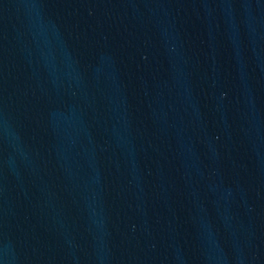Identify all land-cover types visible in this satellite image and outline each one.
Masks as SVG:
<instances>
[{
  "label": "water",
  "instance_id": "water-1",
  "mask_svg": "<svg viewBox=\"0 0 264 264\" xmlns=\"http://www.w3.org/2000/svg\"><path fill=\"white\" fill-rule=\"evenodd\" d=\"M0 264H264V0H0Z\"/></svg>",
  "mask_w": 264,
  "mask_h": 264
}]
</instances>
